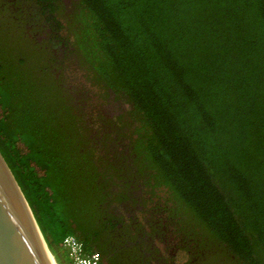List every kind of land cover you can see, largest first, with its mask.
Returning a JSON list of instances; mask_svg holds the SVG:
<instances>
[{"label": "trees", "instance_id": "obj_1", "mask_svg": "<svg viewBox=\"0 0 264 264\" xmlns=\"http://www.w3.org/2000/svg\"><path fill=\"white\" fill-rule=\"evenodd\" d=\"M32 1L43 15L71 14L89 77L128 104L137 174L164 193L182 230H203L217 264L233 252L241 264H264V0ZM8 28L0 24V152L58 264H72L67 235L109 264L119 228L102 205L110 190L97 151L76 131L68 91L15 37L22 29ZM85 179L87 210L75 189ZM118 250L113 262L128 260Z\"/></svg>", "mask_w": 264, "mask_h": 264}, {"label": "flooded vegetation", "instance_id": "obj_2", "mask_svg": "<svg viewBox=\"0 0 264 264\" xmlns=\"http://www.w3.org/2000/svg\"><path fill=\"white\" fill-rule=\"evenodd\" d=\"M73 1L57 0L56 3L58 9L63 5L72 9ZM41 8L42 5L37 7L32 0H7L0 12L2 17L14 14L17 19H14L16 30L26 21L27 36L33 40L37 53L39 49L42 50L41 70H50L54 81L60 86L58 88L63 87L68 91V96L63 97L71 101L68 104L77 121L76 131L81 133L84 141L86 138L89 140L90 143L84 146L91 154L97 151L95 161L102 166L99 168V178L106 182L110 190L102 205L106 212L114 215L111 221L119 228L116 230L117 238L107 242L109 252L104 255L106 261L109 264H181L176 260V253L186 249L191 256L186 264H217L213 256L217 255L218 249L209 246L205 242L208 239L202 241L201 236L192 235L194 232L182 230L178 222L180 217L168 210V203L160 197L162 192L153 188V181L148 176L143 178L137 174L138 170L133 163V157L137 156L131 134L133 128L125 120L126 111L117 108L124 114L115 113L108 103L107 91L101 88V92L95 95L91 89L90 86L96 83L88 79L78 43L65 22V17L70 18L71 14L68 11L60 14L59 10L52 14L48 9L50 12L43 15L38 12ZM112 97L114 99L113 94ZM113 132L114 139L110 141ZM80 133L76 137L81 138ZM109 163L113 166L105 170ZM119 169L124 170L119 172ZM138 180L140 182L137 183ZM114 182L119 183L120 188L113 186ZM123 227L126 233L121 231ZM118 248L129 251L126 254L128 260L121 258L113 262L112 256L119 251ZM241 262L240 257L233 252L229 262L222 264Z\"/></svg>", "mask_w": 264, "mask_h": 264}, {"label": "water", "instance_id": "obj_3", "mask_svg": "<svg viewBox=\"0 0 264 264\" xmlns=\"http://www.w3.org/2000/svg\"><path fill=\"white\" fill-rule=\"evenodd\" d=\"M0 264H58L21 186L1 152Z\"/></svg>", "mask_w": 264, "mask_h": 264}, {"label": "rangeland", "instance_id": "obj_4", "mask_svg": "<svg viewBox=\"0 0 264 264\" xmlns=\"http://www.w3.org/2000/svg\"><path fill=\"white\" fill-rule=\"evenodd\" d=\"M69 1H73V0H69ZM4 2H7V0H0V8L1 7H3V4H4ZM74 3H75V0L73 1V3H72V8H73V5H74ZM6 6V5H5ZM6 14H8V13H6ZM18 17H20V14H18L17 15ZM0 17L2 18L1 19V22H0V24L2 23V25H4V26H9V27H11V28H8V29H10V31L11 32H9V31H7L8 33H11L10 34V36H14L13 34H14V31L16 30L15 28H14V26L16 27L17 25H16V22L14 21V19L15 20H17L15 17H14V14H9L8 15V17H2L1 16V12H0ZM24 17H26V14H25V16ZM25 20H27V19H25ZM25 23H26V21H25ZM25 23H22V25L20 26V28L22 29L20 32H18L17 34H15V37H18V38H21L22 40H24V42L25 43H27V47H29V48H33L34 49V52H35V54H39V56L41 57V54H42V50L41 49H39V53H37V49H36V47H34V44H33V40L32 39H30L28 36H27V33H26V25H25ZM3 28L4 27H2V30H3ZM20 28H19V30H20ZM2 41V40H1ZM2 47H5V46H2ZM3 49H6L5 51L8 53V54H12V56H14V57H16L15 55L18 53L16 50H15V48H8V47H6V48H3ZM29 54H30V56H32L33 54L29 51ZM29 61V60H28ZM30 62V61H29ZM32 65H34L33 64V62L31 61L30 62ZM39 63V62H38ZM7 69L9 68V66H11L8 62H7ZM35 66V65H34ZM36 67V66H35ZM9 69H11V68H9ZM36 69H37V67H36ZM38 70V69H37ZM40 70H41V68H40ZM41 71H43V70H41ZM47 73H51L50 72V70L49 71H47ZM47 73H45V75L46 76H49ZM40 75H42V72H40L39 73ZM53 73H51V78H53L54 79V75H52ZM29 75H30V72H29ZM44 75V76H45ZM89 80H92V78L91 77H89L88 78ZM48 80V79H47ZM48 83V82H47ZM91 87V89L94 91V94L95 95H97L99 92H101V86H99L98 84H95V85H91L90 86ZM107 97H108V103L111 105V109H113L114 110V112L115 113H118V112H120L121 113V111L120 110H122V109H126V108H128V104L127 103H125V101H123L122 100V98H116L115 96H114V99H113V97H112V95H106ZM109 98H110V102H109ZM121 106V107H120ZM117 108H119L120 110H118ZM121 114H124V113H121ZM125 120L128 122V120H127V118H125ZM129 132V131H128ZM114 132L110 135V141H112L113 139H114ZM131 134H133V133H131ZM136 136V135H135ZM111 143V142H110ZM88 180L87 179H85V182H80V181H77V183H75V189H76V193L78 194V195H80V194H84V195H82V202H83V205H84V208L87 210V209H89L90 208V206H91V200H90V191H91V188L88 186V184H84V183H86ZM164 195V193H161L160 194V197L162 198V196ZM86 196V197H85ZM92 221L94 222V223H96L95 222V218H93L92 217ZM197 236H196V235ZM195 234H194V237H202V238H200V239H202V241H204V239H207V237H208V235L203 231V230H201V229H199V232H195ZM192 242L193 241H191L190 242V246H192ZM190 259H191V256L187 253V250L186 249H184V250H179V251H177V253H176V260H177V262H179V263H181V264H186V263H188L189 261H190Z\"/></svg>", "mask_w": 264, "mask_h": 264}, {"label": "built area", "instance_id": "obj_5", "mask_svg": "<svg viewBox=\"0 0 264 264\" xmlns=\"http://www.w3.org/2000/svg\"><path fill=\"white\" fill-rule=\"evenodd\" d=\"M63 247L68 251L72 264H103L99 252H87L84 243L74 235L63 239Z\"/></svg>", "mask_w": 264, "mask_h": 264}]
</instances>
